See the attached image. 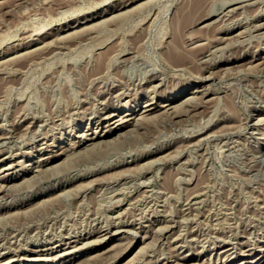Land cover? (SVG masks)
Listing matches in <instances>:
<instances>
[{"label":"rangeland","instance_id":"374dc122","mask_svg":"<svg viewBox=\"0 0 264 264\" xmlns=\"http://www.w3.org/2000/svg\"><path fill=\"white\" fill-rule=\"evenodd\" d=\"M149 1L0 0V264H264V0Z\"/></svg>","mask_w":264,"mask_h":264},{"label":"bare ground","instance_id":"6f19581e","mask_svg":"<svg viewBox=\"0 0 264 264\" xmlns=\"http://www.w3.org/2000/svg\"><path fill=\"white\" fill-rule=\"evenodd\" d=\"M151 1V3H152V0H150ZM149 1V2H150ZM192 1V0H191ZM208 0H195V3H193L194 4V6H192L193 8H191V10H193L192 12H194V13H192L191 11L189 12V13H186L187 15H184V16H187L186 18H188V21H189V19H191L192 18V14H197V13H199V12H201L202 10H203V4H204V2L206 3ZM211 1H214V0H211ZM220 1V0H219ZM223 1V0H222ZM226 2H228V3H231L232 2V5L233 4H237L239 1L238 0H225ZM242 1V0H241ZM244 1V0H243ZM148 2V3H149ZM210 2V1H209ZM214 2H217V0L216 1H214ZM225 2V3H226ZM250 2V1H249ZM253 2V1H252ZM101 3V2H100ZM142 3V2H141ZM208 3V2H207ZM223 3V2H222ZM240 3V2H239ZM99 4V3H98ZM143 4V3H142ZM211 4V3H210ZM216 3H214L212 6H214ZM221 4V3H220ZM140 5V4H139ZM184 5V4H183ZM223 5V4H222ZM115 6V5H114ZM191 6V5H190ZM189 6V7H190ZM211 6V5H210ZM137 7H139V6H136V8ZM215 8H216V5L214 6ZM239 7V6H238ZM184 8V7H183ZM219 8V7H218ZM222 8V7H221ZM121 9V8H120ZM138 9V8H137ZM190 9V8H189ZM213 9V8H212ZM127 10V9H126ZM133 10V8L131 9V11ZM159 10V9H158ZM217 10H219V9H217ZM233 10V9H232ZM116 11V10H115ZM128 11H130V10H128ZM127 11V12H128ZM213 11V10H212ZM212 11H211V9H210V7H209V10L208 11H206V12H204L203 14H202V19L200 20V21H202L201 23H203V22H209L210 20H212L213 19V17L212 18H210V15L212 16ZM117 12V11H116ZM125 12V11H124ZM123 12V13H124ZM133 12V11H132ZM131 12V13H132ZM233 12V11H232ZM110 13V12H109ZM122 13V12H121ZM121 13H119L120 15H121ZM122 13V14H123ZM126 13V12H125ZM159 13V12H158ZM192 13V14H191ZM202 13V12H201ZM212 13V14H211ZM262 13V12H261ZM112 14V13H111ZM128 14V13H127ZM136 14V13H135ZM191 14V15H190ZM237 14V13H236ZM129 15V14H128ZM130 15H132V14H130ZM134 15V14H133ZM193 15V16H194ZM220 15V14H219ZM218 15V16H219ZM224 15H226V14H224ZM223 15V16H224ZM183 16V15H182ZM183 16V17H184ZM198 16H199V14H198ZM121 17H123V16H121ZM128 17V16H127ZM135 17V16H134ZM183 17H181V18H183ZM232 17V16H231ZM117 18V17H116ZM115 18V19H116ZM181 18H179V19H181ZM118 19V18H117ZM124 19V18H123ZM179 19L177 18L175 21L177 22V21H179ZM184 19V18H183ZM182 19V20H183ZM200 19V18H199ZM230 19V18H229ZM80 20V19H79ZM187 20V19H186ZM120 21V20H119ZM118 21V22H119ZM125 21V20H124ZM84 22V21H83ZM180 22V21H179ZM179 22L178 23H176L177 25L179 24ZM211 22V21H210ZM226 22V21H225ZM82 23V22H81ZM119 23H121V22H119ZM123 23V22H122ZM219 23V22H218ZM83 24V23H82ZM211 23H208L207 25H210ZM176 25V26H177ZM215 26V25H214ZM260 26V25H259ZM258 26V27H259ZM227 27V26H226ZM146 28V27H145ZM82 29V28H81ZM87 29V31H88V28H86ZM147 29V28H146ZM80 30V29H79ZM86 31V30H85ZM86 31V32H87ZM77 32V31H76ZM75 32V33H76ZM241 32V31H240ZM37 34H38V32H36ZM78 33V32H77ZM81 33V32H80ZM31 34V33H30ZM82 34V33H81ZM140 34V33H139ZM36 35V34H35ZM84 35V34H83ZM191 34H189V36H190ZM37 36V35H36ZM244 36V35H243ZM67 37V36H66ZM113 37V36H112ZM192 37V36H191ZM220 37V36H219ZM218 37V39H220ZM31 38V37H30ZM62 38V37H61ZM123 38V37H122ZM141 38V37H140ZM195 38V37H194ZM231 38V37H230ZM33 39V38H32ZM40 39V38H39ZM79 39V38H78ZM81 39V38H80ZM84 39V38H83ZM138 39V38H137ZM212 39V38H211ZM214 39V38H213ZM218 39H217V41H218ZM225 38H223V40H224ZM41 40V39H40ZM139 40V39H138ZM144 40V39H143ZM189 40V39H188ZM222 40V39H221ZM236 40V39H235ZM83 41V40H82ZM135 41H136V38H135ZM144 41H146V40H144ZM130 42V41H129ZM101 43V42H100ZM99 43V44H100ZM140 43V42H139ZM143 43V42H142ZM192 43H193V41H192ZM210 43V42H209ZM216 43V42H215ZM73 44V43H72ZM82 44V43H81ZM133 44V43H132ZM136 44V43H135ZM144 44V43H143ZM194 44V43H193ZM240 44V43H239ZM101 45V44H100ZM210 45V44H209ZM212 45V44H211ZM111 46V45H110ZM133 46V45H132ZM197 46H199V45H197ZM201 46V45H200ZM199 46V47H200ZM100 47V46H99ZM196 47V46H195ZM195 47H191V48H195ZM109 49H110V47H109ZM116 49V48H115ZM139 49V48H138ZM142 49V48H141ZM198 49V48H197ZM246 49V48H245ZM37 50V49H36ZM42 50H43V48H42ZM125 50V49H124ZM188 50H190L189 48L187 49V52H188ZM195 50V49H194ZM105 51V50H104ZM141 51V50H140ZM171 51V50H170ZM175 51V50H174ZM199 51V50H198ZM202 51V50H201ZM103 52V51H102ZM107 52H109V51H107ZM124 52V51H123ZM132 52V51H131ZM130 52V53H131ZM172 52V51H171ZM191 52V51H190ZM56 53V52H55ZM113 53V52H112ZM186 53V52H185ZM194 53V52H193ZM37 54V53H36ZM38 54H39V52H38ZM172 54V53H171ZM206 54V53H205ZM214 54V53H213ZM48 55V54H47ZM101 55V54H100ZM105 55H107V54H104L103 56L101 55V57H100V60H99V62L100 61H102V65H104L105 66V63H104V61H105V59H106V57L107 56H105ZM140 55V54H139ZM170 55V54H169ZM172 55H175V54H172ZM171 55V56H172ZM49 56V55H48ZM108 56H110V55H108ZM133 56V55H132ZM141 57V56H140ZM174 57V56H173ZM172 57V58H173ZM186 57V56H185ZM210 57V56H209ZM208 57V58H209ZM104 60H102V59ZM109 58V57H108ZM107 58V59H108ZM113 58V57H112ZM111 58V59H112ZM117 58V57H116ZM129 58H130V56H129ZM123 59V58H122ZM126 59V58H125ZM164 59V58H163ZM194 59V58H193ZM206 59V58H205ZM128 60V59H127ZM142 60V59H141ZM153 60V59H152ZM97 61V60H96ZM225 61V60H224ZM236 61V60H235ZM122 62V61H121ZM119 63V62H118ZM155 63V62H154ZM206 63V62H205ZM96 64V63H95ZM98 64H101V63H98ZM136 64H137V61H136ZM189 64V63H188ZM261 64V65H260ZM116 65V64H115ZM128 65V64H127ZM186 65V64H185ZM206 65V64H205ZM256 65V64H255ZM259 65L260 66H263L264 65V60H263V62L262 63H259ZM100 67H101V65H99ZM104 66H103V69H102V67L100 68V69H96V71H95V73L97 72L98 73V71L99 70H105L104 69ZM118 66H121V65H118ZM129 66V65H128ZM139 66H140V64H139ZM146 66V65H145ZM183 66V65H182ZM252 66V65H251ZM96 67V66H95ZM98 67V66H97ZM254 67H256V66H254ZM258 67V66H257ZM116 68V67H115ZM175 68V67H174ZM250 68H253V66L252 67H250L249 66V69ZM223 69V68H222ZM256 69V68H255ZM252 70H254V69H252ZM264 70V69H263ZM89 71V70H88ZM115 71V70H114ZM147 71V70H146ZM101 72V71H100ZM105 72V71H104ZM210 72V71H209ZM227 72V71H226ZM93 73V72H92ZM94 73V74H95ZM96 73V74H97ZM102 73V72H101ZM124 73V72H123ZM144 74V73H143ZM89 75V74H88ZM118 75V74H117ZM124 75V74H123ZM97 76H98V74H97ZM207 76H209V75H207ZM93 77H95V75L93 76ZM151 77V76H150ZM201 77V76H200ZM209 78V77H208ZM117 79V78H116ZM84 80V79H83ZM119 80H121V79H119ZM151 80V79H150ZM90 81V80H89ZM137 81V80H136ZM109 83V82H108ZM115 83V82H114ZM150 86V85H149ZM110 87V86H109ZM147 88V87H146ZM104 89V88H103ZM81 91H82V89H81ZM80 92V91H79ZM112 92V91H111ZM121 92H122V90H121ZM83 93V92H82ZM197 93V92H196ZM110 94V93H109ZM188 98V97H187ZM198 98V97H197ZM176 99H178V98H176ZM180 99V98H179ZM202 99V98H201ZM169 100V99H168ZM175 99H173V100H170V101H168L167 103V105H165V106H163V107H165L168 111H170V110H172V101H174ZM186 100V99H185ZM184 101V100H183ZM183 101H182V105H183ZM188 101H190L191 102V99L190 100H188ZM185 102H187V101H185ZM188 103V102H187ZM187 103H185V104H187ZM66 104V103H65ZM132 104V103H131ZM63 105V104H62ZM69 105V104H68ZM92 105V104H91ZM161 105V104H160ZM178 105V104H177ZM184 106V105H183ZM64 107V106H63ZM74 107V106H73ZM78 107V106H77ZM159 105L158 104H156V103H147L145 106H142L139 110H136V108H134L133 110H135L133 113H129V114H126V115H123V117H121L120 115H118V114H109V116L106 118L107 120H110V121H112V124L113 125H115L114 126V128H116V129H118V130H122V129H125V128H127V127H130V126H132L133 124H134V121H135V119H138L137 117V113H142L141 111H143V113L145 114H151V113H153V112H155V111H157L158 109H159ZM183 108H185V107H183ZM65 109V108H64ZM165 109V110H166ZM82 110V109H81ZM87 110V109H86ZM185 110V109H184ZM83 111V110H82ZM85 111V110H84ZM70 113H71V111H69ZM87 112V111H86ZM199 114H200V112H198ZM57 115V114H56ZM191 115V114H190ZM202 115V114H201ZM62 116V115H61ZM139 116H140V114H139ZM145 116V115H144ZM151 116V115H150ZM194 116H196V115H194ZM227 116V115H226ZM22 118V117H21ZM65 118V117H64ZM54 119V118H53ZM19 120V119H18ZM139 120V119H138ZM179 120H181V119H179ZM42 121V120H41ZM44 121V120H43ZM257 121H260L259 119H257ZM45 122V121H44ZM63 122V121H62ZM40 124H42V123H40ZM61 124V123H60ZM256 124V123H255ZM113 125H111V126H113ZM226 125V124H225ZM38 126V125H37ZM52 126V125H51ZM98 127V126H97ZM235 127V126H234ZM233 127V128H234ZM88 128V127H87ZM11 130V129H10ZM94 130V129H93ZM109 130V129H108ZM137 130V129H136ZM230 130V129H229ZM228 130V131H229ZM225 131V130H224ZM227 131V130H226ZM109 132V131H108ZM141 132V131H140ZM11 133V132H10ZM128 133H130V132H128ZM83 134V133H82ZM124 134V133H123ZM126 134V133H125ZM132 134V133H131ZM195 134V133H194ZM1 136V135H0ZM3 136H4V134H3ZM205 136V135H204ZM126 137V136H125ZM118 138V137H117ZM111 139V138H110ZM114 139V138H113ZM198 139H200V138H198ZM126 140V139H125ZM202 140V139H201ZM4 142H5V140H3ZM2 141V142H3ZM1 142V143H2ZM195 142V141H194ZM196 142H197V140H196ZM45 143V142H44ZM77 143V142H76ZM190 143V142H189ZM3 144V143H2ZM93 144V143H92ZM179 144H181V143H179ZM178 144V145H179ZM185 144V143H184ZM196 144V143H195ZM7 145V144H6ZM100 145V144H99ZM106 145V144H105ZM182 145H183V143H182ZM98 146V145H97ZM102 146V145H101ZM3 147V146H2ZM91 147V146H90ZM92 148V147H91ZM181 148V147H180ZM6 149H7V147H6ZM178 150V149H177ZM80 151V150H79ZM181 151V150H180ZM77 152H78V150H77ZM76 152V153H77ZM86 152V151H85ZM178 153H180V152H178ZM155 154V153H154ZM58 157V156H57ZM69 158H71V155H70V157ZM138 159V158H137ZM155 160H159V159H154V161ZM33 161V160H32ZM42 161V160H41ZM143 161H144V159H143ZM152 161H153V159H152ZM160 161V160H159ZM30 162V161H29ZM34 162V161H33ZM43 163L42 164H47L48 162H49V158H46V159H44L43 161H42ZM150 162V161H149ZM147 163V162H146ZM10 164V163H9ZM152 164V163H151ZM39 165V164H38ZM148 165H150V164H148ZM147 165V166H148ZM2 166H3V164H2ZM5 166V165H4ZM7 166V165H6ZM5 166V167H6ZM137 166V165H136ZM146 166V165H145ZM47 167V166H46ZM134 167V166H133ZM142 167V166H141ZM149 167V166H148ZM37 168V167H36ZM39 168V167H38ZM131 168V167H130ZM30 169V168H29ZM28 169V170H29ZM143 169V168H142ZM146 169V168H145ZM24 170V169H23ZM43 170V169H42ZM41 172V171H40ZM43 172V171H42ZM56 172V171H55ZM32 173V172H31ZM36 173V172H35ZM119 173V172H118ZM134 174V173H133ZM88 175V174H87ZM24 176V175H23ZM13 177V176H12ZM16 177V176H15ZM17 178V177H16ZM24 178V177H23ZM26 178V177H25ZM38 178V177H37ZM146 178V177H145ZM6 179V178H5ZM23 180V179H22ZM36 180V179H35ZM88 181V180H87ZM141 181V180H140ZM149 181V180H148ZM1 182V181H0ZM126 182V181H125ZM22 183V182H21ZM3 184V183H2ZM5 184V183H4ZM81 184V183H80ZM90 184V183H89ZM121 184V183H120ZM129 184V183H128ZM166 185H167V183H165ZM169 184V183H168ZM9 185V184H8ZM13 185V184H12ZM4 186V185H3ZM11 186V185H10ZM9 186V187H10ZM14 186V185H13ZM12 186V187H13ZM136 186V185H135ZM165 186V185H164ZM168 186V185H167ZM6 187H8V186H6ZM78 187H80V186H78ZM77 187V188H78ZM75 188V187H74ZM76 188V189H77ZM120 188V187H119ZM125 188V187H124ZM168 188V187H167ZM7 188H5V190H6ZM113 189V188H112ZM126 189V188H125ZM70 190V189H69ZM69 190L67 189V191H68V193H69V195H70V192H69ZM106 190V189H105ZM116 190V189H115ZM114 190V191H115ZM66 190H64V192H67ZM110 191H111V189H110ZM125 191V190H124ZM164 191V190H163ZM3 192V191H2ZM10 192H11V190H10ZM74 192H75V189H74ZM74 192H71V193H74ZM118 192V191H117ZM139 192V191H138ZM197 192V191H196ZM13 193V192H12ZM12 193H10V194H12ZM17 193V192H16ZM59 193H61V192H59ZM68 193H66V194H68ZM106 192H104V194H105ZM113 193V192H112ZM160 193V192H159ZM168 193H169V191H168ZM2 194V193H1ZM62 194V193H61ZM61 194H59V195H61ZM114 194H116V191H115V193ZM119 194V193H118ZM142 194V193H141ZM172 194V193H171ZM175 194V193H174ZM188 194V193H187ZM15 195V194H14ZM53 195V194H52ZM56 195V194H55ZM55 195H54V197H55ZM94 195V194H93ZM97 195V194H96ZM101 195V194H100ZM99 195V196H100ZM139 195V194H138ZM149 195V194H148ZM186 195V194H185ZM189 195V194H188ZM4 196V195H3ZM63 196H65V195H63ZM102 196V195H101ZM106 196V195H105ZM110 196V195H109ZM122 196V195H121ZM11 197V196H10ZM13 197H15V196H13ZM52 197V196H51ZM59 197H61V196H59ZM95 197V196H94ZM108 197V196H107ZM112 197H113V195H112ZM186 197H188V196H186ZM190 197V196H189ZM56 198H57V196H56ZM66 198V197H65ZM67 198H68V196H67ZM121 198V197H120ZM141 198V197H140ZM3 199V198H2ZM48 199H50V198H48ZM53 199V198H52ZM51 199V200H52ZM87 199H88V197H87ZM91 199V198H90ZM93 199H95V198H92V200ZM98 199H100V198H98ZM117 199V198H116ZM165 199V198H164ZM46 200H47V198H46ZM46 200H45V202H46ZM56 200V199H55ZM58 200V199H57ZM61 200V199H60ZM109 200V199H108ZM107 200V201H108ZM134 200V199H133ZM199 200V199H198ZM94 201V200H93ZM110 201V200H109ZM23 202V201H22ZM44 202V204H46ZM83 202V201H82ZM60 203V202H59ZM58 203V204H59ZM93 203V202H92ZM97 203H100V201H97ZM191 203H192V201H191ZM38 204V203H37ZM40 205H41V203H40ZM81 205H82V203H81ZM99 205V204H98ZM148 205V204H147ZM31 206V205H30ZM39 206V205H38ZM48 205H46L45 207H47ZM92 206V205H91ZM186 206V205H185ZM34 207V206H33ZM96 207V206H95ZM94 207V208H95ZM28 208H30V207H28ZM37 208H39V207H37ZM43 208V207H42ZM79 208V207H78ZM82 208V207H81ZM33 209V208H32ZM35 209V208H34ZM83 209V208H82ZM81 209V210H82ZM26 210V209H25ZM36 210V209H35ZM79 210V209H78ZM84 210V209H83ZM187 210V209H186ZM28 211H29V209H28ZM33 211V210H32ZM44 211V210H43ZM58 211V210H57ZM20 212V211H19ZM22 212V211H21ZM39 212V211H38ZM54 212V211H53ZM61 212H62V210H61ZM79 212V211H78ZM123 212V211H122ZM192 212V211H191ZM2 213V212H1ZM12 213V212H11ZM26 213H28V212H26ZM26 213H24V214H26ZM81 213V212H80ZM86 213H87V211H86ZM125 213H126V211H125ZM8 214V213H7ZM15 214V213H14ZM29 214H30V212H29ZM44 214V213H43ZM78 214V213H77ZM12 215V214H11ZM31 215V214H30ZM45 215V214H44ZM52 215H54V214H52ZM8 216H9V214H8ZM13 216V215H12ZM17 216V215H16ZM89 216V215H88ZM47 217V216H46ZM64 217V216H63ZM62 217V218H63ZM13 218H14V216H13ZM26 218V217H25ZM39 218V217H38ZM44 218H45V216H44ZM62 218H60V219H62ZM81 218V217H80ZM128 218V217H127ZM6 219V218H5ZM32 219V218H31ZM90 219H91V217H90ZM94 219V218H93ZM123 219V218H122ZM8 220V219H7ZM44 220V219H43ZM52 220V219H51ZM80 220V219H79ZM128 220H130V219H128ZM36 221H37V219H36ZM53 221V220H52ZM61 221V220H60ZM98 221V220H97ZM122 221V220H121ZM27 222H29V221H27ZM35 222V221H34ZM39 223V222H38ZM79 223V222H78ZM77 223V224H78ZM116 223V222H115ZM16 224V223H15ZM50 224V223H49ZM80 224V223H79ZM94 224V223H93ZM2 225H4V224H2ZM26 226V225H25ZM39 226V225H38ZM58 226V225H57ZM40 227V226H39ZM52 228V227H51ZM68 228V227H67ZM103 228V227H102ZM1 229V228H0ZM34 229V228H33ZM57 229V228H56ZM100 229V228H99ZM130 230H132V229H130ZM163 230V229H162ZM234 230V229H233ZM17 231V230H16ZM15 231V232H16ZM42 231V230H41ZM56 231V230H55ZM90 231V230H89ZM132 231H134V230H132ZM131 231V232H132ZM8 232H9V230H8ZM101 232V231H100ZM171 232V231H170ZM90 233V232H89ZM130 233V232H129ZM19 234V233H18ZM17 234V235H18ZM23 234V233H22ZM55 234H56V232H55ZM91 234V233H90ZM101 234H103V233H101ZM176 234V233H175ZM10 235V234H9ZM68 235V234H67ZM108 235V232H106V233H104L103 235H101V238H102V240L104 239V238H106L105 236H107ZM244 235V234H243ZM64 236H66V235H64ZM195 236V235H194ZM15 237H17V236H15ZM172 237V236H171ZM246 237V236H245ZM173 238V237H172ZM194 238V237H193ZM264 238V237H263ZM1 239V238H0ZM24 239V238H23ZM93 239V238H92ZM222 239V238H221ZM225 239V238H224ZM14 240V239H13ZM17 240V239H16ZM86 240V239H85ZM172 240V239H171ZM31 241V240H30ZM64 242V241H63ZM146 242V241H145ZM10 243H11V241H10ZM21 243H23L22 241H21ZM41 243V242H40ZM84 243V242H83ZM86 243H87V241H86ZM81 244V243H80ZM2 245V244H1ZM171 245V244H170ZM17 246V245H16ZM26 246V245H25ZM78 246V245H77ZM81 246H83V245H81ZM174 246V245H173ZM251 246V245H250ZM9 247V246H8ZM27 247V246H26ZM25 247V248H26ZM60 247V246H59ZM151 247V246H150ZM80 248V247H79ZM15 249V248H14ZM48 249V248H47ZM76 249V248H75ZM203 249V248H202ZM263 249V248H262ZM2 250V249H1ZM6 250V249H5ZM55 250H57L56 248H55ZM83 250V249H82ZM15 251V250H14ZM48 252H49V250H47ZM66 251V250H65ZM64 251V252H65ZM69 251V250H68ZM0 252H2V251H0ZM12 252V251H11ZM35 252V251H34ZM169 253V252H168ZM174 253V252H173ZM46 254H48V253H46ZM223 254H224V257H225V259H228L229 257H231V255L233 254L232 252H230L229 250H225L224 252H223ZM45 255V251L43 252V253H41L39 256H44ZM107 255V254H106ZM178 255V254H177ZM208 256V255H207ZM14 257V256H13ZM21 257V256H20ZM159 257V256H158ZM180 257V256H179ZM33 258V257H32ZM30 259V258H29ZM67 261H69V260H67ZM1 262V261H0ZM70 263H71V261H69ZM76 262V261H75ZM18 263V262H17ZM73 264V263H72Z\"/></svg>","mask_w":264,"mask_h":264}]
</instances>
